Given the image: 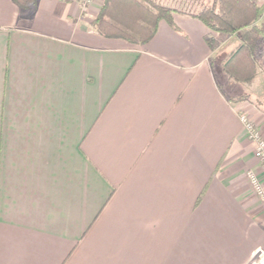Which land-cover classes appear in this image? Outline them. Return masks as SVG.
Returning a JSON list of instances; mask_svg holds the SVG:
<instances>
[{
  "label": "crops",
  "instance_id": "0c3cea01",
  "mask_svg": "<svg viewBox=\"0 0 264 264\" xmlns=\"http://www.w3.org/2000/svg\"><path fill=\"white\" fill-rule=\"evenodd\" d=\"M101 3L0 0V264L264 255L238 119L264 133V107L228 102L213 67L235 37L174 13L146 44L105 38L90 25Z\"/></svg>",
  "mask_w": 264,
  "mask_h": 264
},
{
  "label": "trees",
  "instance_id": "16d2710c",
  "mask_svg": "<svg viewBox=\"0 0 264 264\" xmlns=\"http://www.w3.org/2000/svg\"><path fill=\"white\" fill-rule=\"evenodd\" d=\"M12 2L23 11H34L37 5V0ZM174 13L193 17L212 32L235 37L236 45L221 65L230 83L250 87L259 72L264 73V27L257 25L264 5L254 0H213L193 11L176 10L154 0H102L90 25L105 38L143 45L152 39L161 21L174 26ZM208 44L212 47L210 41ZM218 88L228 102L252 101L249 94L229 97L220 85ZM252 102L261 108L259 102Z\"/></svg>",
  "mask_w": 264,
  "mask_h": 264
},
{
  "label": "rangeland",
  "instance_id": "374dc122",
  "mask_svg": "<svg viewBox=\"0 0 264 264\" xmlns=\"http://www.w3.org/2000/svg\"><path fill=\"white\" fill-rule=\"evenodd\" d=\"M154 1L162 5H166L168 7L174 8L176 10H181V11H193L194 9L200 8L203 5H209L213 2V0H154ZM235 40L236 39L228 42L214 56V59H213L214 66L213 67H214V72L217 77V81L219 85L222 87V91L227 96L232 97V96H239L243 94H249L253 100L259 102L261 106L264 107V73L263 72H259V74L257 75L253 84L250 87H244L239 84L230 83L226 75L223 72L222 73L225 76V80L227 82L223 80L222 77L220 76V72L222 71L221 63L223 62L224 58L234 49L236 45ZM238 85L240 87H238ZM260 135H261V138L264 140V133L260 132ZM254 150H255V144H254ZM253 158L255 160V166L247 169V172L248 171L257 172V170L261 171V166L259 162L257 161L255 155L253 156Z\"/></svg>",
  "mask_w": 264,
  "mask_h": 264
},
{
  "label": "built area",
  "instance_id": "2783aa9c",
  "mask_svg": "<svg viewBox=\"0 0 264 264\" xmlns=\"http://www.w3.org/2000/svg\"><path fill=\"white\" fill-rule=\"evenodd\" d=\"M84 1L88 2L89 0ZM238 119L242 124L248 139L255 144L254 155L261 166L262 173L264 174V140L261 138L260 132L256 126L245 115H239ZM247 178L264 207V188L262 187L258 176L254 172L248 171ZM247 264H264V255L256 256Z\"/></svg>",
  "mask_w": 264,
  "mask_h": 264
}]
</instances>
